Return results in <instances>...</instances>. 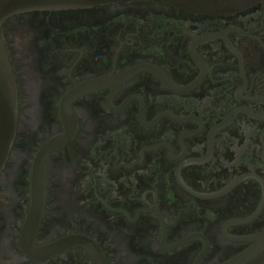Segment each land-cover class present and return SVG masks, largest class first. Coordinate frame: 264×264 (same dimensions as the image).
Listing matches in <instances>:
<instances>
[{"label":"flooded vegetation","instance_id":"flooded-vegetation-1","mask_svg":"<svg viewBox=\"0 0 264 264\" xmlns=\"http://www.w3.org/2000/svg\"><path fill=\"white\" fill-rule=\"evenodd\" d=\"M0 35V264H264V0L29 10Z\"/></svg>","mask_w":264,"mask_h":264},{"label":"water","instance_id":"water-1","mask_svg":"<svg viewBox=\"0 0 264 264\" xmlns=\"http://www.w3.org/2000/svg\"><path fill=\"white\" fill-rule=\"evenodd\" d=\"M148 0H0V27L13 14L37 9H71L94 5ZM195 14L226 15L240 12L263 0H157ZM18 127V99L15 79L0 35V175L8 160ZM57 139L50 147L58 144ZM44 176L41 169L33 174L34 196H43ZM79 239V238H78ZM71 238L78 244V240ZM81 242V241H79ZM103 261V259H102ZM97 264H105L97 262Z\"/></svg>","mask_w":264,"mask_h":264}]
</instances>
